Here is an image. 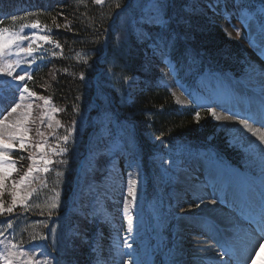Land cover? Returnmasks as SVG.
Masks as SVG:
<instances>
[{"label": "trees", "instance_id": "trees-1", "mask_svg": "<svg viewBox=\"0 0 264 264\" xmlns=\"http://www.w3.org/2000/svg\"><path fill=\"white\" fill-rule=\"evenodd\" d=\"M246 1L249 3V8L256 13L264 8V0ZM122 2L124 0H104L103 3L97 4L96 0H62L52 8L38 7L30 13L15 16L16 20L11 17L2 23L1 28L13 30L24 26V23L39 22L59 42L60 49L56 53L48 52L51 43L42 45L41 53L37 56L40 63L27 82L30 89L52 101L54 114L62 123V128L57 133L61 134L75 124L78 114L92 106L90 104L93 91L91 75L96 69L94 61L98 60L104 69L102 85L117 99L118 110L132 120V124L124 128L123 137L135 155L143 158V155L150 151L154 138L171 143L173 138L183 137L190 143H201L206 137L213 136L224 144L225 136H222V132L218 130L207 111L199 112L197 117L195 108L178 105L167 89L152 83L143 73L142 43H136L134 38L132 43L123 38H120L121 42L119 41L117 27L109 23L118 8L117 5L120 6ZM175 2L177 8L172 12L174 18L184 14L191 20L190 31L194 35L191 45L204 54L207 53L206 57L220 60L221 62L218 63L226 68L237 69L235 71L243 69V50L237 41L230 40L218 25L209 21V18L206 19L203 15L196 16L185 10L183 7L185 0H175ZM261 18L264 22L262 15ZM107 30L109 31L108 51L100 55L106 42ZM183 48L186 47L176 46L171 54ZM200 63L205 65L206 62L202 59ZM217 64L215 66L211 63L212 68H221ZM133 72L140 74L142 83H139L135 100L126 103L125 95L120 94L114 81L121 75L126 76ZM190 81H194V77H190ZM100 98L110 117L116 116L117 112L109 104L107 93L100 92ZM31 130L32 133L35 132L31 135L32 138L37 136L36 139L45 138L49 141L48 136L45 137L44 134L38 137L39 128L36 125ZM31 142L34 143V140L32 139ZM21 150H16L14 154L19 166L26 158V156L21 157L23 153ZM236 153L231 147L229 148L230 157L237 161ZM70 156L74 160V157ZM70 166L72 167L71 164ZM67 174L70 177L63 175L61 181L69 186L72 172L68 170ZM2 193L3 198L8 201L10 193L8 187L4 188ZM44 202L39 200L34 207H41L39 211L49 210V206ZM91 227L92 225L86 227L88 234H91ZM27 235L33 237L36 233L30 231ZM76 246H67L65 254H69L73 262L84 264L87 257L89 258L90 248L85 243L82 245L77 243Z\"/></svg>", "mask_w": 264, "mask_h": 264}, {"label": "rangeland", "instance_id": "rangeland-1", "mask_svg": "<svg viewBox=\"0 0 264 264\" xmlns=\"http://www.w3.org/2000/svg\"><path fill=\"white\" fill-rule=\"evenodd\" d=\"M154 2L155 0H149L147 6L151 8ZM231 8L233 7L231 6ZM213 17L225 27V30L226 28L228 29L226 30V32L229 36V39H237L242 45L244 55L243 62L247 61L250 64H258V66L255 65L249 68V71H251L248 74V76H250L249 78H252L259 82H263L264 47L261 48V46H264V33L260 32V28L256 21H249L248 17L241 15H237L236 18H232L230 20H224L223 18L219 17V13L217 12L214 13ZM237 29H239V33H237ZM138 30H141V27H138ZM29 34L30 32L26 30L23 31V33H21L19 36L28 37ZM3 35L5 37L11 36L8 33H3ZM24 40L26 39L15 40L14 43L8 44V46L4 49L3 56H0V69H4V72L0 73V130H3L5 124L16 120L18 117H21V114L23 112L28 111L25 108L26 105H32L30 115H28L27 122L24 125V127L27 129L26 133L24 134L23 141L25 144V148L21 150L23 152L21 154V157L24 158L26 156V158H24V160L22 161V165L17 168L14 167V170H10V174L8 175L7 180L4 182L3 189L9 186V200L6 201V198H3V193L0 194V203L3 204V207L5 209L12 204L11 193L13 192V184L16 185L15 191L17 192L18 196L15 206L25 204L28 201L29 197L34 193V191L44 184V161H50V163L47 164L48 168L51 165L53 156L60 153V149L62 148L58 144L48 145L47 147L43 144V139L38 140V142H40L39 144H37V142L32 145L28 144L30 143L29 133H31L32 135L35 134V132L32 133L31 130L33 126L36 125V127L38 128L39 125L46 124L48 129H57L59 127V122L53 115L54 108L50 106L48 99L47 104H45L44 100L42 99L40 102L37 103L36 100V102L34 103L32 97L27 92L23 93V99L20 98V90L23 89V86H20V83L22 81L15 80L14 78L17 75L27 76V74L30 72L27 71L28 65L26 62L25 51H21V49L23 48L26 49V45L20 44ZM187 40L193 42L194 38L188 33ZM192 55L194 56V53ZM145 59H147L148 62L152 64L158 65L163 71L161 73L159 81L169 85V88L175 94L174 96L177 102L181 103L184 106H189L192 101V96L188 95V92L184 88L183 84L176 78L175 68L172 62H169L166 57H164V59H166V62L164 60H161L162 57L160 55H153L152 51ZM215 60L219 61L218 59ZM8 64L12 65V76H7L6 74V66ZM247 68L248 67L246 66L243 71L247 72ZM256 72H259V76H257ZM136 80V76L130 78L128 89L129 92L133 91ZM199 80L201 87L203 86L205 87V89H210L216 93V97L214 99L215 104L213 114L214 119L216 120L215 124L217 125L218 130L222 132V136L224 137L227 135H231V138L235 143L240 142L245 147H254L255 153L261 157H264V141L260 139L261 136H264V133L259 130L258 126L256 125V122L262 123V119L259 118V116H264V95L262 93H257L255 90L251 89V87H248V85L245 86L241 81L234 79L230 75L219 76L217 74L206 71L201 74ZM260 90L261 89H259V92ZM229 91L236 96V100L234 102H231L229 100V97L227 99L225 98L226 93ZM17 103L21 104V108H18L17 111L13 113L11 109L12 107H15ZM248 103L253 104L250 114H252V116L254 117V125L248 123V125L245 126L241 123V121L246 120V113L244 108L247 107ZM217 116H219L220 119H217ZM174 140L183 141L184 138L176 137L174 138ZM158 142L159 144H162L164 143V140H159ZM5 143H10L13 145V147L5 151V163L2 168H0V172L8 170V166L14 164V159L10 154L11 150L15 147L20 148L19 143L15 140L5 141ZM37 145H40V147H37ZM122 150L123 146L117 139L109 138L104 141V146L96 148L92 152H85L86 156L83 159L81 166L82 172L76 190L73 194L74 200L76 202L75 207L77 208V210L80 209V213H83L82 210H84V208H88L90 210H97V208L103 209V196L108 193L106 189V183H108L107 177L110 170H115V168H113V164L115 160H117L116 158L117 156H119V153ZM196 156L197 155H193L190 157ZM156 159L167 172L161 180L158 179V187L162 194L168 196L169 190L175 188L177 183L179 182V180L170 181L168 174L171 173L177 177V168L174 163L170 162V160H167L163 155L156 156ZM200 161L205 162L203 159H200ZM132 165L137 166L136 163H132ZM205 165L207 166V168H209L211 176H213V178L217 176V183L221 184L224 180L223 177H225L222 168L216 166L217 170H214L210 167L212 164L208 163ZM29 167H33L34 171L28 176V179L26 181L21 183L20 177L27 172ZM141 174L142 171L136 168L134 172H132L131 174L128 173L126 175L127 184H124L121 190L126 189L125 192L127 193L130 182H135L134 186L136 197L135 200L131 201L129 204H126L125 207L118 208L113 213V215L124 213L126 219L128 220L131 215V207L134 203H136V207H138L137 212L140 214L143 213L141 202L142 187L144 185L142 182ZM110 184L111 189L113 190V192H115L114 189L116 187V183L111 181ZM29 192H31V195H29ZM190 201L192 202V199ZM207 202L213 203L219 211L218 206H216V202H214L213 200H208ZM169 208L176 209L173 205L169 206ZM191 209H193L194 212L200 213L201 208L197 204H187L186 202L183 205V212H186L184 221L183 217L169 218L167 233H170L169 236L183 227L182 221L185 222L186 219L191 215V212H193V210ZM210 212H212V214L216 217L219 216L215 214L213 209H211ZM230 222V220L226 221L225 223L221 222L219 225L226 224L230 227ZM144 225L145 224L142 223V228ZM114 229L115 236L116 233L121 234L120 229H117V227ZM138 230H141V228H138L137 225H132V231L137 232ZM224 233L227 234L228 229L224 230ZM220 237L221 235H218L214 239L210 238L211 244L208 241L207 243L214 247V243ZM9 252L16 254L12 258L13 264H27L29 260L35 262L44 261L46 259L53 261L54 264V258L50 254L51 252H49L42 244L30 245L17 249L13 247L9 235L4 234L0 237V264H5L3 256ZM21 252H23L24 255H20Z\"/></svg>", "mask_w": 264, "mask_h": 264}, {"label": "snow or ice", "instance_id": "snow-or-ice-1", "mask_svg": "<svg viewBox=\"0 0 264 264\" xmlns=\"http://www.w3.org/2000/svg\"><path fill=\"white\" fill-rule=\"evenodd\" d=\"M97 4L103 3V0H96ZM119 7V5H117ZM211 7V5H210ZM152 12L153 15H151L148 19L149 24H154L157 26V32L153 35L151 31L148 32H141L139 34V38L151 49L153 55H160L161 57L169 55L175 48L178 43V40L181 35V25H183V29L191 30L192 23L189 19L184 18H174L172 14V0H155V2L152 4ZM13 20H16L17 17L13 16ZM32 27H37L36 24H33ZM7 31L6 29H0V56H3L4 49L8 46L10 43H14L15 40H21V39H27V37L19 36L16 34H12L9 37H5L3 33ZM237 33H239V29H237ZM183 35L185 39H187L188 31H183ZM14 37V39H13ZM40 40L47 41L49 40L48 36H40ZM21 51H25L29 54H31L34 49L31 45H29L26 49H21ZM4 69H0V73H3ZM6 74L7 76H12V65L8 64L6 66ZM83 79V74L81 76ZM15 80L24 81L25 76L23 75H17L14 78ZM125 79H128L125 77ZM28 88L25 85L23 89L20 90V98L23 99V93L28 92ZM30 95L35 96V93H30ZM40 99L44 100L45 104L48 103L47 99L44 97H40ZM18 108H21V104L17 103L15 107H12L11 111L15 113ZM25 108L28 110L26 112H23L21 114V117H18L16 120L11 121L4 125L3 130H0V168L5 163V151L12 148L13 145L10 143H5V141H17L19 143L20 149L25 148L24 144V134L26 133L27 129L24 127L25 123L27 122V117L30 115V110L32 108V105H26ZM199 116V113H197V117ZM217 119H220L219 116H217ZM264 122V121H262ZM242 124L245 126L248 125L247 121H241ZM71 131V129L69 130ZM42 135V133H41ZM260 139L264 141V136H261ZM62 140L67 143L69 140L68 135H65L62 137ZM37 147H40V145H37ZM61 152H66L67 148H61ZM50 163V161L45 160L44 164V171L47 172V164ZM14 164H11L8 166V170H5L3 172H0V194L3 192L4 182L7 180L8 175L10 174V170H14ZM34 171L33 167H29L27 172L20 177V182L23 183L28 179V176ZM135 182H130L128 193L129 195L135 200L136 197V191H135ZM16 185L13 184V192L11 193L12 196V204L8 206L6 209L3 207V204L0 203V213L2 212H9L11 213L13 211L14 206L17 202V192L15 191ZM29 195H31V192H29ZM59 197V193H56V197L53 198V201L49 205V216L52 215L54 211L58 208L57 199ZM264 218V216H262ZM133 225V220L131 217L128 218V231L131 232ZM51 232L53 233V238L55 240V233L56 229H51ZM33 239H35L33 237ZM46 239V238H45ZM63 240V237L60 238L59 241H56L53 244V252L60 251V244ZM15 247V245H13ZM128 248H131V245H127ZM260 247L264 248V244H261ZM15 253H7L3 256V259L5 260V264H13V256H15ZM20 255H24L23 252L20 253ZM27 264H53V261L51 260H44V261H31L29 260ZM55 264H60L59 260L55 261ZM135 264V262H134ZM254 264V261H253Z\"/></svg>", "mask_w": 264, "mask_h": 264}, {"label": "bare ground", "instance_id": "bare-ground-1", "mask_svg": "<svg viewBox=\"0 0 264 264\" xmlns=\"http://www.w3.org/2000/svg\"><path fill=\"white\" fill-rule=\"evenodd\" d=\"M171 86V85H170ZM230 115V114H229ZM257 117V116H256ZM229 118V117H228ZM231 122V121H230ZM262 122V121H261ZM193 204V203H192ZM211 209L214 210L215 214L218 215L219 212H218V209L217 207L214 206V204L212 203H208V202H202L201 203V209H200V212L201 213H204V214H210V211ZM189 211V210H188ZM187 211V212H188ZM188 215V214H187Z\"/></svg>", "mask_w": 264, "mask_h": 264}]
</instances>
